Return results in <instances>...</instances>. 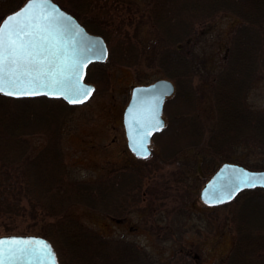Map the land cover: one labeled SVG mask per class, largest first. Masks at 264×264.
Instances as JSON below:
<instances>
[{
	"label": "trees",
	"instance_id": "trees-1",
	"mask_svg": "<svg viewBox=\"0 0 264 264\" xmlns=\"http://www.w3.org/2000/svg\"><path fill=\"white\" fill-rule=\"evenodd\" d=\"M25 1L0 0V22ZM54 1L89 32L105 39L109 48L107 61L138 66L146 59L127 30L129 21L118 16L116 0ZM82 1L87 4L78 3ZM229 10L247 23L236 31L219 74L202 90L199 84L195 87L193 80L201 75L193 51L195 30L207 27L218 14ZM148 19L158 38L155 46L160 47L155 64L176 85L175 95L167 99L164 107L166 127L153 139L160 153L152 165L144 166L147 160L139 159L136 170L116 171L90 182L71 179L59 147V134L60 113L72 106L63 100L15 99L0 93V224L29 222L30 231L52 244L59 264H159L135 243L107 238L69 212L81 206L122 219L133 212H146L143 202L147 193L151 212L145 213V228L160 241L182 240L192 216L202 213L192 210L189 199L173 197L164 208L166 214L153 211L158 193L142 188L146 180L157 177L161 168L176 162L192 147L206 153L202 168L208 177L226 162L262 170L250 158L237 157L235 150L247 146L249 153L264 155V109L255 113L246 104L255 78L264 76V0H153ZM101 65L91 64L87 73L86 80L96 86V91L109 86ZM150 82L140 79L139 84ZM204 88L212 94L216 111L215 121L208 125L197 106L205 98L201 92ZM37 132L44 133L49 144L29 158L27 137ZM177 180L184 184L181 173ZM189 188L190 197L197 194L196 186ZM165 206L163 201L159 205ZM220 207L231 208L230 222L235 230L232 250L221 264H264V190H245L230 203L206 208L213 209V215ZM165 264H192V260L179 249Z\"/></svg>",
	"mask_w": 264,
	"mask_h": 264
},
{
	"label": "rangeland",
	"instance_id": "rangeland-1",
	"mask_svg": "<svg viewBox=\"0 0 264 264\" xmlns=\"http://www.w3.org/2000/svg\"><path fill=\"white\" fill-rule=\"evenodd\" d=\"M152 2L153 0H116L114 5L118 9V16L122 15L129 21L127 30L138 43L140 53L146 59L138 66L119 65L112 61L102 63L100 67L109 78V86L105 90L96 91L87 103L66 108L60 113L62 127L59 147L71 179L96 181L116 171L136 170L140 165L139 159L128 147L123 122L132 87L139 85L140 79L150 80V83L159 79H169L155 64V57L160 47L155 46L158 44V38L148 19V8ZM78 3L83 6L87 4L84 1ZM246 23L238 13L229 10L218 14L207 27L196 28L197 39L193 44V51L200 63L201 75L200 78L193 79L195 87L199 84L203 90V87L210 85L214 77L219 74L225 55L233 46L236 31L239 26ZM262 24V35H264V23ZM201 92L205 98L198 103V110L203 121L207 125L212 124L216 114L213 96L205 88V93ZM246 104L255 113L264 109V76L258 75L255 78ZM164 117L167 121L166 114ZM27 141L29 158L37 155L49 144L48 138L42 132L28 136ZM151 150L152 154L146 159L144 166L152 165L156 160L155 156L160 153L154 141ZM248 151L247 146H242L235 150V154L238 155L237 157L242 155L250 158L253 165L259 166L264 171V155L251 154ZM205 157V152L192 147L179 156L176 162L161 168L157 177L146 180L142 188L143 191L150 188L158 193L159 199H156V208L153 206V211L155 209L165 213L164 208H168L167 203L173 197L178 200L189 199L192 201V210L195 213L196 211L202 213V216H192L182 240L176 238L174 242L160 241L145 228L143 225L145 213L149 215L151 212L149 205L151 200L147 193L144 194L143 202V206H147L146 212H133L122 219H114L106 214L76 206L70 210V216L107 238L135 243L159 264L170 261L179 249L190 256L192 264H221L229 256L234 245L235 230L230 222L233 214L230 207H220L211 215L214 210L206 208L208 206L200 200V191L211 178L202 168ZM221 165L219 164V167ZM180 173L183 175L184 184L177 180ZM193 186H196L198 191L196 195L190 197L189 187ZM162 201L166 204L165 207H159ZM199 217L201 218L198 219ZM29 224L22 220L14 224L8 221L2 222L0 237L35 235L33 230L30 231ZM22 232L28 233L20 234Z\"/></svg>",
	"mask_w": 264,
	"mask_h": 264
},
{
	"label": "snow or ice",
	"instance_id": "snow-or-ice-1",
	"mask_svg": "<svg viewBox=\"0 0 264 264\" xmlns=\"http://www.w3.org/2000/svg\"><path fill=\"white\" fill-rule=\"evenodd\" d=\"M68 19L52 0H28L25 8L8 17L0 26V93L33 96L44 92L73 102L87 98L92 88L81 83V71L89 57L82 53L90 46L82 47L83 30L68 24ZM157 124L148 127L154 129ZM228 180L234 186L226 199L241 188L264 186V176L246 169ZM54 255L52 246L37 237L0 239V264H51L49 258Z\"/></svg>",
	"mask_w": 264,
	"mask_h": 264
},
{
	"label": "water",
	"instance_id": "water-1",
	"mask_svg": "<svg viewBox=\"0 0 264 264\" xmlns=\"http://www.w3.org/2000/svg\"><path fill=\"white\" fill-rule=\"evenodd\" d=\"M28 0H26L23 5L17 10L6 15L0 23V26L4 25L8 17L13 15L17 11H21L27 6ZM52 3L57 7L60 12L67 14L69 19L67 23L73 27L83 30L82 34V47H88V50L83 52V56L89 57L87 62L83 65L81 71V83L89 85L92 88L91 93L87 98L77 99L73 102L68 99H64L60 96H49L44 92H40L33 96H11L6 93H1L6 97L21 99V98H31V97H46L48 99L63 100L71 106H78L87 103L96 93V86L87 82V70L88 67L93 63H104L107 61L109 56V48L105 39L101 35H97L89 32L76 17L64 10L57 4L54 0ZM104 56L103 59H92L91 57ZM176 93L175 83L169 79H159L150 84L136 85L132 87L131 97L129 103L124 111V127L127 138L128 147L131 152L141 159H147L151 156L152 150L151 145L155 135L161 133L166 126V121L164 118V106L167 99L171 98ZM154 117V119H153ZM159 121L154 129H149V124H155ZM162 124V126H160ZM246 169L249 173H253L256 176H264V171L250 170L244 166L235 163H224L218 170L212 175V177L207 181L200 191V200L203 204L208 207H218L227 203L232 202L238 195H240L245 190L261 188L264 190V186L257 185L256 187H244L239 191L231 195V199H226L225 197L232 192L234 182H229L228 178L232 176L239 175L241 170ZM8 237H37L46 240L51 246L52 244L45 238L38 235H5L1 236L0 239H5ZM55 253V250L52 246ZM49 260L51 264H59L57 260L56 253ZM22 264H28L27 261L22 262Z\"/></svg>",
	"mask_w": 264,
	"mask_h": 264
}]
</instances>
